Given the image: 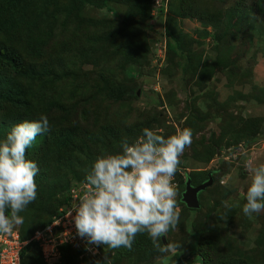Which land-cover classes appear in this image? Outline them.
<instances>
[{"label": "rangeland", "instance_id": "1", "mask_svg": "<svg viewBox=\"0 0 264 264\" xmlns=\"http://www.w3.org/2000/svg\"><path fill=\"white\" fill-rule=\"evenodd\" d=\"M185 1L150 0L136 14L135 0L79 10L67 0H50L37 14L43 3L35 0L29 23L0 32V43L7 40L18 52L9 80L38 71L50 89V120L79 128L86 143L100 140L78 168L58 172L64 166L54 167L60 158L53 157L54 169L46 173L56 174L47 187H39L45 179H34L37 197L20 213L29 229L50 218L42 209L60 203L79 181L73 171L119 152L120 141L135 140L143 128L164 136L189 129L190 143L178 158L181 171L193 184L212 170L197 210L176 196L170 251L160 253L146 233L136 234L129 252L120 247L108 254L78 236L74 243L89 249L81 256L76 249L62 253L61 264H264V210L245 217L240 196L249 169L264 163V3ZM104 140L113 142L107 147ZM66 224L73 225L71 219ZM195 230L200 256H189Z\"/></svg>", "mask_w": 264, "mask_h": 264}, {"label": "clouds", "instance_id": "2", "mask_svg": "<svg viewBox=\"0 0 264 264\" xmlns=\"http://www.w3.org/2000/svg\"><path fill=\"white\" fill-rule=\"evenodd\" d=\"M48 130L47 117L40 115L38 119L13 124L0 139V233L8 234L23 224L20 213L37 197L34 177L39 168L34 160L26 158L25 151L32 147L37 135ZM190 138L189 129L164 136L143 128L142 136L135 140L122 139L119 152L98 155L86 170L84 181L70 189L72 202L66 216L74 224L75 238H83L87 245L106 246V250L131 249L136 234L146 233L160 253L175 247L168 242L159 246L157 241L167 239L169 229L175 228L178 221L173 176ZM178 170L182 172L181 167ZM248 174L246 191L240 196L246 201L242 213L251 219L264 210V163L250 168ZM63 214L54 217L48 226ZM67 242L72 247H82L75 240ZM61 258L60 252L58 264Z\"/></svg>", "mask_w": 264, "mask_h": 264}, {"label": "trees", "instance_id": "3", "mask_svg": "<svg viewBox=\"0 0 264 264\" xmlns=\"http://www.w3.org/2000/svg\"><path fill=\"white\" fill-rule=\"evenodd\" d=\"M48 1L50 0H41V3L43 4H41V8L39 9V11L36 12L37 14L43 11V5ZM106 1L108 0H67V2L71 4V6L76 10H79L86 4H95L98 5V7H102ZM114 1L124 2L127 0ZM259 1L261 4L264 3V0ZM185 2H187V0ZM32 3H35V0H0V32L10 33L12 30H16V28H18L19 26L24 25V23L28 21V17H31V14L28 15V13L33 10L32 8H29L30 4ZM142 3L144 4L145 8H149L150 0H135V5L138 6L137 11L135 10L136 14H140L142 11H144V8L141 7ZM131 13L134 12L132 11ZM228 21L230 22V19H228ZM82 27V23L75 26V28L77 29H80ZM7 44V40L5 44L2 42L0 43V137H5L10 126L15 123L23 120H35L38 119L40 115H45L47 117L49 123L48 132L37 135L32 147L26 149L25 151L26 158L34 160L39 168V171L34 179H38L37 182L45 179V181L39 185L40 188H45L50 184L49 182L56 174L54 173L50 175L46 173V171H51L54 169V167L60 164L64 167L58 168V172H60L61 169H64V171L66 172V170L68 169L80 167L84 158L83 153H85L86 150H90V148L99 145L100 140H91L86 143V136L79 128L74 126L61 127L60 124L57 123L56 118L53 121L50 120L49 116L51 113L52 103L47 101L52 99L49 96L50 94L48 93L50 89L42 79L44 75L41 77L40 74H38V71H31L26 76L17 78V80L13 78L12 82L11 80H9V76L12 74V71L16 67L18 52L14 48H9V45ZM21 78L27 79L28 82H26L25 80L21 81ZM112 140H104L102 144L108 147L113 142ZM89 143H92L93 145L89 146ZM76 154L79 155L77 157V160L74 161L72 157ZM55 156H57V159L60 158V160L58 163H53L54 167H52V163L50 162H52L51 160ZM179 167L181 166L178 165L177 171L175 173L178 181V184L176 185L177 199L185 206V208L189 209L190 211L197 210L198 208L188 207L181 199L182 192L185 189L186 176L184 175V173L186 172V170L184 172H179ZM89 168L90 167L84 168L82 166L81 170L73 171L75 173V177L77 178V180H79L78 182H75V184L84 181L85 172ZM209 173H211L212 175V170L204 172V176L198 182L193 184H199L207 180ZM186 175H188L187 177H189L188 171L186 172ZM60 187H62V185H60ZM70 189L71 187L67 188V192H65V194L63 195L62 201L60 203H56V205L51 203L50 206L42 209L50 218H47V220H45L41 226L33 230L29 229L28 221L24 220V223L21 224L18 228H13L18 231L22 240L30 239L37 229H44L52 222L54 217L66 212V209L72 202ZM57 191L60 190L57 188ZM62 193L63 192L61 190V194ZM20 215L22 216V214ZM61 231V229L55 228L54 233L59 234ZM199 235L200 232L196 230L193 232L195 240L192 245V252H190L189 256H196L199 254V252H196L198 251L199 247ZM161 244H164L162 238ZM70 245L71 244L69 242H66L60 246L61 255L62 253H64V255L66 256V252L68 250L76 249L75 253L77 254V256H81L83 250L86 251L87 248L86 245L82 246L81 248L72 247ZM99 247L100 250H102L104 253L108 254L110 252V249L106 250V246ZM125 252H129V249L128 251L125 250ZM157 253L159 252L157 251ZM173 256L178 257V253L175 252ZM43 260L44 258L42 255V249L37 240L32 239L23 246L20 252V264H34L35 262L44 264ZM201 261L202 263H204V260Z\"/></svg>", "mask_w": 264, "mask_h": 264}, {"label": "built area", "instance_id": "4", "mask_svg": "<svg viewBox=\"0 0 264 264\" xmlns=\"http://www.w3.org/2000/svg\"><path fill=\"white\" fill-rule=\"evenodd\" d=\"M173 183L178 184L175 174ZM66 214L65 212L47 228L37 230L32 238L28 240H22L16 229H12L8 234L0 233V264H20V252L23 246L32 239L40 241L46 264H58L60 258L59 246L67 241L73 242L76 236L74 224L72 226L66 224L71 219ZM54 227H58L62 231L55 235Z\"/></svg>", "mask_w": 264, "mask_h": 264}, {"label": "water", "instance_id": "5", "mask_svg": "<svg viewBox=\"0 0 264 264\" xmlns=\"http://www.w3.org/2000/svg\"><path fill=\"white\" fill-rule=\"evenodd\" d=\"M139 93V92H138ZM207 180L199 183L192 184L191 178H187L185 183V189L182 192L181 199L182 201L190 208H198L200 206L199 193L203 191L206 187L212 184L213 177L211 173L208 174ZM163 243H167L165 237H161Z\"/></svg>", "mask_w": 264, "mask_h": 264}]
</instances>
